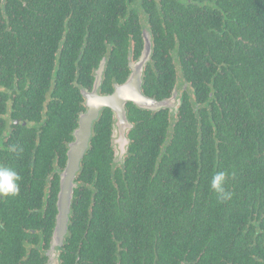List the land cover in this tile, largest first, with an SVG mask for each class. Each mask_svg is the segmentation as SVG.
Listing matches in <instances>:
<instances>
[{
	"label": "trees",
	"instance_id": "16d2710c",
	"mask_svg": "<svg viewBox=\"0 0 264 264\" xmlns=\"http://www.w3.org/2000/svg\"><path fill=\"white\" fill-rule=\"evenodd\" d=\"M132 4L149 13L156 49L176 46L182 68L180 75L166 72L170 55L156 50L157 71L145 74L144 92L162 98L177 78L190 92L175 119L166 109L153 112L128 103L134 126L122 164L113 161L111 112L102 111L76 178L81 187L73 194L65 264H76L77 256L87 264H114L112 248L118 241L129 248V256L122 255L124 264L139 259V251L132 249L140 244H154L158 264H222L221 255L231 257L230 251L239 250L242 264H264V0H0V68L24 66L18 78L40 87L15 97L14 107L40 110L52 85L41 134L30 146L23 138L16 155H9L20 162L14 168L28 183L8 198L9 204L20 215L29 195L43 194L47 165L53 157L64 159L76 127L82 97L69 80L75 74L59 70L64 51L58 54L57 81L48 79L54 77L59 38L65 34L67 44L75 43L84 27L81 19L93 27L88 32L84 27L83 33L99 35L100 45L104 39L98 28L107 30L105 22L120 35L121 20L127 18L125 26L138 36ZM112 76H104L108 90ZM221 171L232 193L228 200L218 199L210 187ZM57 181L55 176L51 198ZM25 238L20 230L1 235L0 259L13 261L11 253L37 262L39 253L33 252V259L22 246Z\"/></svg>",
	"mask_w": 264,
	"mask_h": 264
},
{
	"label": "flooded vegetation",
	"instance_id": "af4514ba",
	"mask_svg": "<svg viewBox=\"0 0 264 264\" xmlns=\"http://www.w3.org/2000/svg\"><path fill=\"white\" fill-rule=\"evenodd\" d=\"M131 8L133 9L130 13L131 15L134 14L136 17L134 19V25H138V36H134V33L131 29L127 28L125 25V20L127 19H119L121 22L123 21V26L121 28L122 33L120 35L114 34V29L111 23H108L102 20V23H106V26L108 25V29L105 30V28L101 27L98 28V30L103 32V44H99V35L95 36L94 38H90L89 34H84L83 32H88L90 28H93L88 23V20L81 19L79 23L84 26L82 29H80V34L75 36L77 39L75 40V43L73 44H67V36L64 34L59 38V42L57 43L56 47L58 48L56 57L53 61L54 63V77L51 74L48 76L49 82L51 80L52 84H55V80L57 81V75L56 72L58 70V65H60V54L61 51H64L63 56V66L59 68L65 69L68 72H71L72 74H75V78L70 76H66V80H71V83L78 86V90L81 93L82 88H86L87 90H91L94 75L100 64L103 65L102 70V80L101 85L98 89V93L101 95L109 94L113 91V87L115 83H122L128 74L131 71L130 63L137 62L139 60L140 55L142 54V51L144 49L142 45V39H143V33L144 31H148L150 34L151 39V55L147 63L145 64L143 68L142 73V92L143 90V83H144V76L148 71H157V65L154 62L153 56L155 55V51L158 50V53H165L163 54L165 57L166 55H170L167 58H171L170 63H165L166 65H170V68H163L166 72H169L171 69L174 70L173 73H176L177 75L182 72L181 64L178 61L177 56V50L176 46L173 49H169L167 45H160V47L157 48V40L154 37L153 29L150 26L149 20L147 18V12L143 10L142 7H139L137 4H132ZM129 16V15H128ZM113 21V20H112ZM111 21V22H112ZM92 23L93 20H91ZM98 20L95 19L96 25H98ZM104 23V24H105ZM118 31V29H117ZM77 49L76 51L74 50ZM166 50V51H165ZM85 68L84 72L85 75L80 76L82 71H80L82 68ZM22 68H18L14 66L13 68L6 67V69L0 68V164L7 165L9 167H12L19 175L20 177L24 175L23 171L20 172L17 169L14 168L15 165H19L20 162L16 160L11 159L9 155H16V145L20 144L22 142V139L25 138L27 140L26 145L30 146L32 144V141L35 138V135H39L42 132V125L46 123V113L49 111L48 106L49 102L52 99L51 95V83H49V89L48 93L46 95V100L43 103L42 108L40 110L38 108L34 109L31 106L26 110V112L23 111L22 106L21 108H15L14 103L15 97H22L25 93H27L29 88H32L34 90V87L36 89H39V85L37 86L33 82L31 83L29 78L23 77L18 78V70L23 69L24 66H21ZM50 68H46V70L49 71ZM35 71V69L33 68ZM52 71V72H53ZM115 74H120L123 76L120 79H114ZM110 75L111 77V90H108V87H104V76ZM92 77V79H88L87 84L81 85L79 83L80 80H82L85 77ZM59 78V76H58ZM45 80V78H42ZM77 79V82L76 80ZM65 80V81H66ZM167 92V89H166ZM190 89L188 88V85L184 83L183 79L177 78L174 81L173 86L171 87L170 92L159 99L167 98L169 96H172L173 94L178 95V100L180 103L184 100V94L189 93ZM146 94V93H145ZM148 95V94H147ZM192 95V94H191ZM150 96V95H149ZM154 97L153 95H151ZM81 100L78 99L77 106L79 107L78 113L76 115L79 116L80 112L85 110V104H84V98L81 94ZM157 98V97H156ZM128 103H126V110L128 115ZM104 108L102 111H104ZM163 110V109H162ZM170 119H175L177 110L174 111V113H170V110L166 109ZM100 111V114L102 113ZM111 112V111H110ZM154 112V111H153ZM157 112V111H155ZM99 114V117H100ZM78 116L76 118V125L78 121ZM98 117V118H99ZM98 119H96L92 126V135L94 131L95 122ZM172 125V123H170ZM25 127L24 130L19 131L20 128ZM73 131V130H72ZM71 131V133H72ZM111 136V135H110ZM127 136L129 137V132L127 133ZM70 141L66 142V150L68 148V143ZM90 145V143H89ZM111 145V144H110ZM89 148V147H88ZM15 149V150H14ZM66 150H65V157L64 159H58L57 157H53L52 162L48 163L47 167L49 172L47 173V182L48 184L43 189V194L39 195H29L26 201L24 202V208L19 215L17 213V209L15 208V205L9 204L8 198L10 196L4 197L0 196V236L3 234H7L10 232H16L20 230L23 231L27 238L23 239L22 246L26 249V253H33L37 251L39 253V258L37 256V259H39L37 262H34L32 264H46L47 262V256L45 254L46 250L49 248L50 239L52 235V231L55 226L56 222V215H57V194L59 191V171L62 170L66 164ZM88 150V149H87ZM87 152V151H86ZM83 160V159H82ZM14 162V163H13ZM82 163V161H81ZM80 163V168H81ZM80 168L76 174L77 175L80 171ZM55 176L58 177L57 181V190L54 193V197L51 198V191H52V182L55 181ZM75 182L77 186L74 188L81 187V184L78 180ZM51 180V181H50ZM28 184V183H27ZM26 184V180L23 179V181L20 179L19 186L20 188L24 189ZM20 192V191H19ZM74 194V192H73ZM18 196V195H17ZM15 197V196H14ZM13 197V198H14ZM74 198V197H73ZM36 199L38 201V204H35L33 200ZM73 202V200H72ZM72 207V205H71ZM70 217H71V209H70V215H69V222H68V228L66 235L64 236L63 243L59 248V261L58 264H65L64 257L66 254V238L69 235V223H70ZM112 236V235H111ZM113 239V236H112ZM115 248L114 251H116L117 260L114 264H124L122 260V255H124L126 258L129 256L127 251L129 250L128 246L120 241H118L116 244H113ZM152 245H136L132 250H138L139 251V259H135L132 264H158L156 257H153L152 255ZM81 246V243L79 244V247ZM0 247L3 248V245ZM116 249V250H115ZM123 250L122 253L120 252ZM1 251V249H0ZM113 251V252H114ZM230 251L231 257H227L225 255H221L223 260H219V263L222 264H242V250H239L237 252ZM15 257L13 261H10L8 259H0V264L10 263V264H29L28 261L23 260V258H18L16 255L8 253ZM34 257V253L31 255ZM257 259V258H256ZM258 261V259L256 260ZM76 264H87L84 260H80V256L76 257ZM93 264H98L97 261H94ZM126 264V263H125Z\"/></svg>",
	"mask_w": 264,
	"mask_h": 264
},
{
	"label": "water",
	"instance_id": "95a60500",
	"mask_svg": "<svg viewBox=\"0 0 264 264\" xmlns=\"http://www.w3.org/2000/svg\"><path fill=\"white\" fill-rule=\"evenodd\" d=\"M151 39L148 31H144L142 45L144 47L139 60L130 63L131 71L122 83H115L113 91L106 95L98 93L101 85L103 65L100 64L95 72L91 90L81 89L84 98L85 110L80 112L76 127L72 131V140L68 143L66 150V164L59 171V191L57 194V215L54 229L52 231L49 248L45 254L46 264H58L59 248L66 235L70 209L73 200L76 174L80 163L89 147L92 137V126L98 119L100 111L108 108L111 111V136L110 144L113 149V161L122 164L128 152L130 139L127 133L134 124L129 120L126 103L131 102L141 109L149 111H160L164 109L174 113L180 105L178 95L163 99H157L142 92L143 68L151 55Z\"/></svg>",
	"mask_w": 264,
	"mask_h": 264
},
{
	"label": "clouds",
	"instance_id": "9594fccd",
	"mask_svg": "<svg viewBox=\"0 0 264 264\" xmlns=\"http://www.w3.org/2000/svg\"><path fill=\"white\" fill-rule=\"evenodd\" d=\"M20 179V175L12 167L0 164V196L18 195L20 191ZM226 179L227 174L221 171L215 173L210 181V187L217 193L220 200H228L232 195L231 192L225 189Z\"/></svg>",
	"mask_w": 264,
	"mask_h": 264
}]
</instances>
